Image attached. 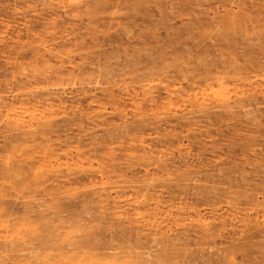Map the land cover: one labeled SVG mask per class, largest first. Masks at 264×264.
Instances as JSON below:
<instances>
[{
    "label": "rangeland",
    "instance_id": "374dc122",
    "mask_svg": "<svg viewBox=\"0 0 264 264\" xmlns=\"http://www.w3.org/2000/svg\"><path fill=\"white\" fill-rule=\"evenodd\" d=\"M256 222L264 0H0V264H264Z\"/></svg>",
    "mask_w": 264,
    "mask_h": 264
},
{
    "label": "bare ground",
    "instance_id": "6f19581e",
    "mask_svg": "<svg viewBox=\"0 0 264 264\" xmlns=\"http://www.w3.org/2000/svg\"><path fill=\"white\" fill-rule=\"evenodd\" d=\"M251 199L249 197H246L245 200H241V203H247L248 201H250ZM215 227V231L210 232L209 228L203 229L204 233L201 234V236H199V245L203 244V243H208V244H215L216 246V240H217V236L219 237L220 233L223 231V226H220L219 228ZM260 225L258 222H256L255 226H253V228H248L247 230H242V234H240V236L243 239H248V240H253L255 238H259L261 236H263L264 234V228L263 230L259 229ZM240 236L239 238H237L238 240H240ZM82 240H96V235L94 234H86L83 236ZM154 240H164L163 238H154ZM178 240H190V236L188 233L185 234V236H183L181 239ZM109 249H114L113 245L107 246ZM139 248L140 245H135L133 244L132 246H129V248ZM126 252V251H124ZM135 254H138L135 252ZM174 255V257H173ZM173 255H167L164 257H156V261L157 264H185L186 261L190 262L192 258L196 257L194 253H185L184 256L180 255L179 252L174 253ZM177 257H181V260H177ZM127 264V263H125Z\"/></svg>",
    "mask_w": 264,
    "mask_h": 264
}]
</instances>
